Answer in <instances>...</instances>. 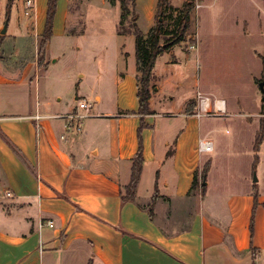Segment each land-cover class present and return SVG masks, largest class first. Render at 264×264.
I'll return each mask as SVG.
<instances>
[{
	"label": "crops",
	"instance_id": "obj_1",
	"mask_svg": "<svg viewBox=\"0 0 264 264\" xmlns=\"http://www.w3.org/2000/svg\"><path fill=\"white\" fill-rule=\"evenodd\" d=\"M71 1L66 0L61 26L55 20L51 38L85 34V27L67 33ZM134 1L148 30L157 0ZM250 1L255 10L259 4ZM107 3L119 7L118 1ZM204 5L200 0L198 9ZM80 8L85 11V3ZM45 11L35 0L31 20L24 13L23 0H13L6 32L0 34V264H264V176L252 178L258 118L246 116L239 97L231 100L222 92L217 95L214 89L201 88L194 45L189 52L180 48L182 59L173 55L176 45L164 51L153 66L150 113L142 116L143 165L135 200L123 201L140 125L135 46L133 54L120 51L123 64L119 59L110 72L108 96L81 91L65 102L62 97L51 101L44 92L37 94L35 87L39 111L45 115L36 134L35 101L34 105L21 102L19 92L8 88H24L29 68L16 70L6 64L21 57L19 39L33 37L37 44ZM4 17L0 10V29ZM115 33L116 39L133 36ZM6 41L12 42L8 51ZM36 54L37 45L29 66L34 72L41 68L45 76L58 58L50 62L46 55L50 64L44 61L39 67ZM102 66L105 72L107 67ZM104 75L100 73L102 80L107 79ZM84 77L79 73L72 83L79 86ZM197 91L223 100L231 115L209 123L186 111ZM86 98L93 101L92 114L78 111L86 119L77 127L71 115ZM199 139L210 140L212 150L199 152ZM263 147L264 140L256 172ZM241 156L247 161L243 171L235 165ZM206 162L208 170L203 174ZM254 184L258 204L251 235ZM48 221L52 227L45 225Z\"/></svg>",
	"mask_w": 264,
	"mask_h": 264
},
{
	"label": "rangeland",
	"instance_id": "obj_2",
	"mask_svg": "<svg viewBox=\"0 0 264 264\" xmlns=\"http://www.w3.org/2000/svg\"><path fill=\"white\" fill-rule=\"evenodd\" d=\"M85 1L87 0H72L69 8L70 14L67 18V33H78L83 31L85 27V34L69 35L64 39L59 36L54 39L50 38L51 42L47 46L45 57L46 55L50 56V62L54 58L58 59L52 65L49 60H44L50 64L45 76H43L41 68L34 72L33 65L29 66L34 56V47L38 46L40 37L36 45L33 37L25 40L19 39L22 49L21 57L15 58L16 63L8 61L6 65L16 70L24 69L25 65L26 68L27 66L29 68L27 85L24 88L20 85L8 87L19 92L17 96L21 102L25 101L34 105L38 92H44L51 101H55L57 97H62L63 102L68 98L81 95V91H85L89 95L94 94L95 91L109 95L112 88L110 72L115 69L119 59L121 65L123 64L120 56L121 50L133 54V36L116 39L115 31L119 32V7H110L107 3L108 0ZM115 1L119 2V0ZM183 1L169 0L172 6H179V8ZM203 1L205 5L198 9L195 3L200 4V0H193L194 6L191 10L187 41L181 43L180 47L176 45L173 49V55L182 59L183 51L189 52L192 49L191 46L194 45L192 56L197 61L196 75L201 88L214 89L217 95L218 92H222L231 100H234L233 96L239 97L243 110L248 112L245 115L258 118L260 124V120L264 121V102L261 100L262 94L258 87V81L263 79L261 81L264 82V76L262 74V58L258 54L264 56V0H254L259 4L255 10H253L250 0ZM6 2L7 0H0L2 15L5 12ZM81 2L85 3V11L80 8ZM46 4L47 0H36V5L40 11L46 8ZM67 6L66 0L57 1L53 25L56 20L58 26H61L62 12ZM19 11H22L21 7H19ZM171 16L165 22L170 29L173 27L177 13L174 12ZM8 17L5 15L3 23ZM27 17L33 20L34 15L31 14L30 17L27 15ZM243 19L246 21L243 22ZM132 20L133 17L130 14L123 27H128ZM20 21H23L21 16ZM137 25L140 30L146 33L147 23L143 16L138 18ZM193 42L195 43L192 44ZM11 46L12 42L6 41L4 44L5 51L10 50ZM102 64L107 67L105 72L101 70ZM79 73H85V77L77 86L74 82L72 83L71 78L76 77ZM100 73H105L104 76L107 79L102 80ZM35 87H37V94ZM192 90L195 92V88ZM208 97L211 100L215 99L214 96ZM79 101L78 99L75 101L77 105ZM85 102L88 103L89 107L93 103L90 99L85 100ZM193 102L195 104V100ZM92 110L91 108L87 112L83 109L79 111L91 115ZM195 110L196 107L194 106L190 113H194ZM230 115L229 110H226L222 114L203 115L201 119L202 122L207 120L209 123H213L217 120H224ZM85 119L86 117L81 119L82 122ZM242 146L245 149V142ZM262 157L261 167L258 172L256 169L254 172L252 171V178L255 176L257 179L258 174L264 176V147ZM246 163V157L241 156L235 165L240 171H243Z\"/></svg>",
	"mask_w": 264,
	"mask_h": 264
},
{
	"label": "trees",
	"instance_id": "obj_3",
	"mask_svg": "<svg viewBox=\"0 0 264 264\" xmlns=\"http://www.w3.org/2000/svg\"><path fill=\"white\" fill-rule=\"evenodd\" d=\"M58 0H47L45 20L43 31L40 34V39L37 46L36 63L39 67L45 65V53L47 44L53 33V18L55 15L56 4ZM113 5L115 0H108ZM13 0H7L5 5V15L8 16ZM193 0H184L179 8L172 6L169 0H157L156 11L153 25L143 33L137 25L138 14L135 10L134 0H119V33H131L134 36L135 46V60H136V71H137V93L136 97L138 100L137 113L140 117V125L137 130L138 137V149L135 156L132 159L131 173L129 183L125 187V191L121 198L123 201H134L136 187L141 175L143 165L142 155V141H141V129L144 126L142 116L149 114L148 101L151 95V79L153 77V66L157 56L161 55L164 51L170 50L174 45L181 44L187 41V35L190 28L191 21V10L193 9ZM177 13L174 18V24L172 29L168 28L165 22L172 17L171 14ZM132 15L133 20L128 27L124 28V22L127 21L128 16ZM161 18V19H160ZM0 35V43L2 41ZM193 42L192 44H194ZM262 58V74L264 76V56L258 54ZM263 80V79H261ZM259 80L258 83L261 81ZM194 102L189 101L186 104V111L191 112L194 109ZM264 139V121L260 120L259 129L255 134L253 142V163L252 171L254 172L256 164L258 163L259 157L258 152L260 145ZM208 170V162L204 164L202 173L205 174ZM258 192L256 184L253 186V206L250 219V232L253 233V216L255 208L258 204L257 201ZM152 209L149 208V214L151 215Z\"/></svg>",
	"mask_w": 264,
	"mask_h": 264
},
{
	"label": "built area",
	"instance_id": "obj_4",
	"mask_svg": "<svg viewBox=\"0 0 264 264\" xmlns=\"http://www.w3.org/2000/svg\"><path fill=\"white\" fill-rule=\"evenodd\" d=\"M196 8L200 7L199 3H195ZM23 5H24V13L25 15H30L34 14V7H35V0H23ZM36 78V76H35ZM195 107L196 110L194 113H192L196 117H201L203 115H211V114H222L226 112L225 105L223 100L221 99H213L211 100L207 95L202 94L200 91L196 92V97H195ZM35 112L32 115V119L34 121V127H35V132L36 134L39 133L41 129V120L45 117L44 114H42L39 111V101L38 98L35 99ZM80 109L83 110H88L89 106L87 102H81L77 108L74 114L71 115V119L75 118L77 120V127H79L80 120L83 117L78 113ZM213 148L212 142L210 140L206 139H199L198 141V151L199 152H210ZM7 196H11L10 192L6 193ZM48 227H52L53 224L51 221H48L45 223ZM42 224H40V227Z\"/></svg>",
	"mask_w": 264,
	"mask_h": 264
},
{
	"label": "water",
	"instance_id": "obj_5",
	"mask_svg": "<svg viewBox=\"0 0 264 264\" xmlns=\"http://www.w3.org/2000/svg\"><path fill=\"white\" fill-rule=\"evenodd\" d=\"M160 19H161V18H160ZM7 22H8V20L6 19V20L4 21V23H3L2 28L0 29V34H5V32H6V27H7ZM258 87H259L260 92H261V94H262L261 100H262V102H264V82H263V81H260V82L258 83ZM253 179L256 180V177L254 176ZM203 183L205 184V181H204Z\"/></svg>",
	"mask_w": 264,
	"mask_h": 264
}]
</instances>
